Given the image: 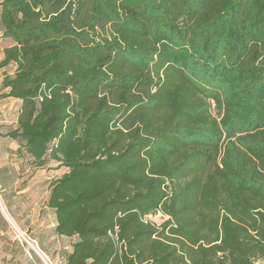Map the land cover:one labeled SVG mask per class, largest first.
<instances>
[{
  "label": "trees",
  "instance_id": "trees-1",
  "mask_svg": "<svg viewBox=\"0 0 264 264\" xmlns=\"http://www.w3.org/2000/svg\"><path fill=\"white\" fill-rule=\"evenodd\" d=\"M0 7L20 102L0 137L66 169L46 200L65 264H264V0Z\"/></svg>",
  "mask_w": 264,
  "mask_h": 264
},
{
  "label": "rangeland",
  "instance_id": "rangeland-1",
  "mask_svg": "<svg viewBox=\"0 0 264 264\" xmlns=\"http://www.w3.org/2000/svg\"><path fill=\"white\" fill-rule=\"evenodd\" d=\"M1 70L3 69H0V72H2ZM17 112L18 104H12L11 101L7 102V105H0L1 136L16 127ZM18 147L19 145L16 142L5 137H0V165L3 163L8 164L12 169H15V171L13 170V177L7 176V173L0 169V181L3 185H6L3 187L7 188V191L3 192V187H0V207L7 212V209L5 208V199L9 196L8 200L16 211L15 218H12L13 223H7V235H4L6 239L4 238L2 241L0 237V248L1 245L8 246L7 243L11 242L10 240L14 238L25 247L27 245L30 249L32 247L37 249V234L45 235L49 232H39L40 228H38V226L36 227V223H34L37 218L30 217L31 208L33 206L36 207L37 205L40 206L42 202H44L48 182L59 178L66 172V169L57 167V164L54 162H49L43 169L34 170L26 162V155L24 154L23 149H18ZM16 172H18V175ZM43 182L45 184H43ZM7 192L8 196H3V194ZM45 218L48 219V216H45ZM154 219L158 224L161 222V220H158L157 218ZM23 220H28V223L25 224ZM28 225L33 227H29V229L26 230ZM47 239L48 237L46 238V242ZM51 249L53 250V248ZM40 255L42 254L40 253ZM0 256L1 259H7L10 257L9 254L4 255L3 253H1ZM42 257L47 264H65L64 259H58L56 256L55 261L52 259L49 260V258L44 255H42ZM18 260L20 261V264L26 263V260L21 256Z\"/></svg>",
  "mask_w": 264,
  "mask_h": 264
},
{
  "label": "crops",
  "instance_id": "crops-1",
  "mask_svg": "<svg viewBox=\"0 0 264 264\" xmlns=\"http://www.w3.org/2000/svg\"><path fill=\"white\" fill-rule=\"evenodd\" d=\"M0 13H1V7H0ZM2 34H3V27L1 24V20H0V61L3 58V50L10 48L11 46L14 45V42L11 39L3 38ZM2 72H0V88H1V81L3 78ZM10 101L12 102V104H18V110H19L20 102L18 100H15V99H9V98L3 99L0 101V105H2V104L7 105V102H10ZM0 169H3L4 172L7 173V176L13 177V173H14L13 170L15 171V169H12L11 166H9L8 164H4V163L1 164ZM16 174L18 175V172H16ZM43 184H45V183L43 182ZM43 184H42V186H43ZM49 185H50V182H48L47 186L45 185L47 187V189L45 191L44 202H42V204L40 206L37 205L36 207L33 206L31 208L30 217L37 218V220H35L34 223H36V225H35L36 227L38 226V228H40L39 232H49L48 234H45V235L37 234V237H38L37 249H35L34 247L33 248L35 250H38L42 255L48 257L49 260L52 259L53 261H55V256L58 259L59 258L64 259L65 256L69 252H71L72 244L75 240H74V238L60 237L54 233L55 219H54L52 212L50 210H48L46 207V200L48 197ZM3 186H6V185H3V183L0 181V187H3ZM2 191L6 192L7 188L3 187ZM6 195L8 196V192L3 194V196H6ZM8 199H9V196L5 199L6 200L5 201V208L7 209L8 213L0 207V237H1L2 241L4 240V238L6 239V237H4V235H7L6 234L7 225L9 223H13L12 218L13 217L15 218V215H16V211L13 209V207H12V205ZM10 212H11V215H10ZM45 216H48V219L45 218ZM2 220H4L8 224H5V222L3 223ZM23 221L25 224L28 223V220H23ZM31 223H33V222H31ZM29 227H33V226L28 225L26 230H28ZM47 237H48V239L46 242ZM10 241L11 242L7 243V245L9 247L1 245L0 254L1 253H3L4 255L9 254L10 257L7 259H5V258L1 259V256H0V264H20V261L18 260L20 256L26 260V255H27L26 247L23 248L22 244H20L18 242L19 245L15 246L17 248V251L14 252L12 250H13V242L15 241V239L13 238ZM38 241L41 242V247L44 249L45 253L39 250ZM45 243H47V244H45ZM51 248H53V250ZM38 258L42 261V259L39 256H38ZM42 263H44V262L42 261Z\"/></svg>",
  "mask_w": 264,
  "mask_h": 264
},
{
  "label": "built area",
  "instance_id": "built-area-1",
  "mask_svg": "<svg viewBox=\"0 0 264 264\" xmlns=\"http://www.w3.org/2000/svg\"><path fill=\"white\" fill-rule=\"evenodd\" d=\"M152 218H155V215H154V216L149 215L148 217L145 218V220H146V219H152ZM114 231H115V233H109V236H110L114 241H116V240H117V236H116L117 227L114 228Z\"/></svg>",
  "mask_w": 264,
  "mask_h": 264
},
{
  "label": "water",
  "instance_id": "water-1",
  "mask_svg": "<svg viewBox=\"0 0 264 264\" xmlns=\"http://www.w3.org/2000/svg\"><path fill=\"white\" fill-rule=\"evenodd\" d=\"M32 249L35 251V253L42 259V261L45 263V264H47L46 263V261L43 259V257L39 254V252L37 251V250H35L33 247H32Z\"/></svg>",
  "mask_w": 264,
  "mask_h": 264
}]
</instances>
